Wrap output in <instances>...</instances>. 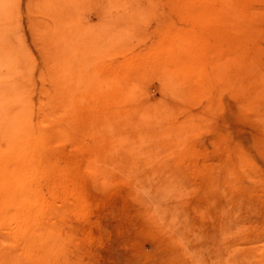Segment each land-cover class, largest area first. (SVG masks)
<instances>
[{
  "label": "rangeland",
  "instance_id": "rangeland-1",
  "mask_svg": "<svg viewBox=\"0 0 264 264\" xmlns=\"http://www.w3.org/2000/svg\"><path fill=\"white\" fill-rule=\"evenodd\" d=\"M255 70L264 0H2L0 82L44 203L0 219V264H264ZM112 90L117 113L95 102Z\"/></svg>",
  "mask_w": 264,
  "mask_h": 264
},
{
  "label": "bare ground",
  "instance_id": "bare-ground-1",
  "mask_svg": "<svg viewBox=\"0 0 264 264\" xmlns=\"http://www.w3.org/2000/svg\"><path fill=\"white\" fill-rule=\"evenodd\" d=\"M1 2H2V0H0V4H1ZM104 21H103L102 27H103L104 32H105L107 30V27H110V25L109 24L107 25V23L105 24ZM99 25H101V22L99 23ZM104 25H107V27ZM102 27L100 28V30L102 29ZM252 73H253V77H255L256 80L264 77V75L261 74V71L259 72V71L255 70ZM2 86L3 85L0 82V112H2V117L0 119V219L1 220H12L13 222L24 224L28 221H32V220L35 221V219L38 220V218L35 216V213H32V214H34V216H32L30 209L32 208L31 207L32 205H34L35 207L36 206L38 207V205L43 206L44 200H41L42 198L39 195L40 193H39L37 182H36V172L37 171L32 164L34 162H31V155L29 152L30 148H32L31 146L33 143L31 142V139L29 138V130H28V126H27V124H28L27 123V114H26V108L24 105L23 94L21 93V91L19 92V90H20L19 88L15 89V90H12V89L9 90V89L3 88ZM81 98H83V97L81 96L79 99L81 100ZM116 98H119V97L118 96L116 97L115 94H113V90H112V91H109L106 96L99 95L98 100H96L95 102L102 101L103 102L102 104L105 103L106 105H109L114 110L116 109L117 110L116 113H117L118 112L117 108L122 103L125 104V102L128 99L123 98V100H122V98H119L117 100ZM70 101H72V99ZM81 101H83V100H81ZM121 101H124V102L121 103ZM123 106L119 109V112L120 111H122V112L126 111L125 106H124V108H123ZM129 106L132 107L133 105H130V103H129ZM128 107H126V109H128ZM92 108H94V107H92ZM136 108H138V106ZM70 109H73V105L70 106ZM131 110H133V109H131ZM153 110L154 109H151V112ZM157 110H159V109H157ZM157 110L155 109L156 112H157ZM65 111H66V109H65ZM95 111H96V109H95ZM70 112H71V110H70ZM147 112H148V109H147ZM151 112L149 111L148 113L151 114ZM130 113H131V111H129L128 114H130ZM142 113H144V111ZM154 113L151 116L148 114L149 115L148 117H146L145 115L137 113V115L139 117L137 116V119H136L137 123L136 122L135 123L138 124V126H140V125L157 126V123H155V119H156V116L159 115V113H158V115H156ZM132 115H135V114H132ZM134 118H136V117H134ZM110 128H109V130H110ZM153 128L154 127H152L151 129H153ZM156 128H158V127H156ZM107 133H109V132H107ZM32 152H33V150H32ZM32 158H33V156H32ZM41 160L39 162H41ZM32 161H34V160H32ZM76 164H78V163H76ZM42 169L45 170L44 168H42ZM127 174H129V173H127ZM54 179L56 180L58 178H54ZM52 181H53V179H52ZM52 185H55V183L52 182L51 186ZM54 188H56V187L54 186ZM14 191L23 194V196H21V197H23V199H22L23 201L21 203H18L20 200L16 202V203H18V205L13 203L12 200L10 199L11 196H9L12 192L14 194ZM76 210H78V209H76ZM3 222H5V221H2L1 223L3 224ZM6 223H7V221L5 222V228L8 227V226L6 227ZM32 224H34V223H32ZM19 225H17V227H19ZM3 226H4V224H3ZM20 226L22 227V225H20ZM28 226H29V224H28ZM26 229H28V228L26 227ZM22 233H24V232H22ZM14 234H15V232L12 233V235H14ZM23 236H24V234H23ZM16 237L17 236L15 234L14 238H16ZM5 239H7V238H5ZM8 240H9V237H8ZM12 241L14 242L13 239H12ZM10 242H11V240H10ZM16 244H17V242H16ZM12 250H13V248H12ZM21 257H22V255H21Z\"/></svg>",
  "mask_w": 264,
  "mask_h": 264
}]
</instances>
